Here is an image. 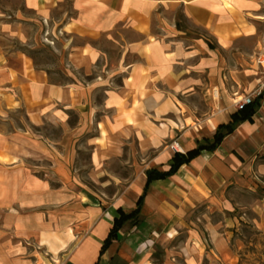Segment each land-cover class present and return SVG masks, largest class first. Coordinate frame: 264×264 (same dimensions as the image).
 <instances>
[{"label":"crops","instance_id":"1","mask_svg":"<svg viewBox=\"0 0 264 264\" xmlns=\"http://www.w3.org/2000/svg\"><path fill=\"white\" fill-rule=\"evenodd\" d=\"M22 1L46 24L53 22L72 37L68 63L92 79L57 84L26 60L15 67L0 66V83L18 95L6 99L9 107L27 109L32 121L49 114L66 120L68 111L79 113L83 123L84 118H97L90 156L93 181L131 143L141 161H147L128 196L112 203L78 189L77 179L58 181L53 190L19 163L0 161V264H151L138 234L159 231L144 217L170 227L176 210L208 201L210 188L218 191L241 182L255 186L264 178L263 77V98L252 122L239 125L215 152H204L173 177L154 181L140 225L127 223L101 253L118 209L136 208L146 172L167 171L176 152L212 140L220 125L236 118L237 104L261 86L257 75L264 72V0ZM59 10L62 15L54 18ZM177 11L197 33L182 26ZM74 38L84 42L74 44ZM99 40L117 49L109 68L101 64L108 54L96 45ZM91 90L104 94L102 106L89 103L85 96ZM174 142L177 150L171 148ZM257 208L264 221V210L260 204ZM211 232L217 253L232 261L227 240ZM184 250L185 264H201V244Z\"/></svg>","mask_w":264,"mask_h":264},{"label":"rangeland","instance_id":"2","mask_svg":"<svg viewBox=\"0 0 264 264\" xmlns=\"http://www.w3.org/2000/svg\"><path fill=\"white\" fill-rule=\"evenodd\" d=\"M67 8L68 3L65 10ZM62 12L55 11L53 17L60 18ZM176 16L185 29H190L189 32H198L189 27L180 11ZM52 24L38 18L22 0H0V66L15 67L26 60L31 68L48 72L53 83L86 84L92 77L86 78L68 63V41L72 37ZM83 42L73 39L74 44ZM96 45L108 54L101 62L102 66L109 68L115 64L117 49L104 40H99ZM261 72L257 75L259 86L264 77ZM2 79L4 75L0 72V82ZM5 87L6 84L0 83V161L7 165L10 161L19 163L33 177L46 180L53 190L58 187V181L77 179L76 187L89 191L98 200L105 197L112 203L128 196L131 183L142 174L147 161H141L134 143L124 148L121 157L107 163L104 174L93 181L89 178L90 156L97 118L93 122L84 118L83 123L79 113L68 111L66 120L49 114L42 121H32L27 109L9 107L6 99L18 95L15 90L7 91ZM85 97L89 103L102 106L104 94L101 91L91 90ZM136 161L142 166H135ZM256 183L255 186L245 182L227 183L218 191L210 188L211 192L206 193L208 201L195 208L176 210L170 227L163 225L161 219L144 217L159 231L158 235L152 231L147 233V230L138 234L146 245L142 250L145 259L151 264H185V246L197 243L202 245L201 264H264V221L257 208L260 204L264 210V178L259 177ZM211 231L227 240L232 261L217 253ZM119 264L123 263L120 261Z\"/></svg>","mask_w":264,"mask_h":264},{"label":"trees","instance_id":"3","mask_svg":"<svg viewBox=\"0 0 264 264\" xmlns=\"http://www.w3.org/2000/svg\"><path fill=\"white\" fill-rule=\"evenodd\" d=\"M263 98V94L249 105H245L238 110L236 118H234L228 124H222L218 127L214 137L209 142H201L197 147L186 153L176 152L170 161V167L167 171H159L157 169H150L146 172L147 183L143 194L139 198L136 208L132 211L126 212L122 208L118 209L117 217L114 220V225L109 233L108 238L103 244L101 253H104L113 241L117 240L119 231L129 222L134 226H139L141 223V213L144 205V201L147 195L149 186L158 180L168 179L173 177L179 169L190 164L196 158L201 156L204 152H215L217 148L222 144L223 140L231 135L239 125L244 122H252L254 115L256 114L260 99Z\"/></svg>","mask_w":264,"mask_h":264},{"label":"built area","instance_id":"4","mask_svg":"<svg viewBox=\"0 0 264 264\" xmlns=\"http://www.w3.org/2000/svg\"><path fill=\"white\" fill-rule=\"evenodd\" d=\"M262 86L261 85L258 89H256L254 92H252L250 95L246 96L240 103H238V108L241 109L243 108L245 105H249L251 104L256 98H259L262 95ZM171 148L173 150H177L178 148V144L176 142H174L171 145Z\"/></svg>","mask_w":264,"mask_h":264}]
</instances>
